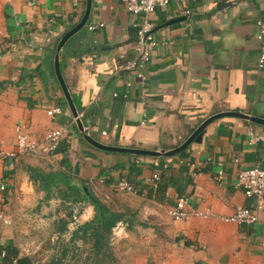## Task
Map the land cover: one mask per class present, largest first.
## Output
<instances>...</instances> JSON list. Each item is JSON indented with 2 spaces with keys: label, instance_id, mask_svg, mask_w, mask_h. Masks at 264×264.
<instances>
[{
  "label": "crops",
  "instance_id": "obj_1",
  "mask_svg": "<svg viewBox=\"0 0 264 264\" xmlns=\"http://www.w3.org/2000/svg\"><path fill=\"white\" fill-rule=\"evenodd\" d=\"M86 3L0 0V152L16 150L19 125L33 137L66 130L50 157L25 156L13 167L0 158V183L6 185L0 197L10 219L9 225L0 222V253L12 247L16 259H32L19 250L23 231L15 223H34L37 211L51 206H58L56 212L64 206L77 210L82 230L94 217L85 194L90 191L111 210L126 213L108 244L116 251L122 245L120 258L128 264H264V211L249 226L220 219L237 206L254 208L237 176L254 166L264 169V126L222 117L205 127L199 141L159 157L103 151L78 131L53 62ZM177 18L184 20L163 26ZM150 19L160 44L143 69L150 93L144 104L138 79L123 70L135 57L140 18L118 0H91L85 26L61 48V73L90 137L111 147L168 151L213 115L235 111L264 119L257 40L264 0H169ZM53 107L62 113L48 116ZM32 168L66 174L76 190L62 201L59 188L33 185ZM153 173L160 175L155 187ZM122 180L135 193L119 192ZM181 198L191 211L208 209L213 217L172 220L168 212Z\"/></svg>",
  "mask_w": 264,
  "mask_h": 264
},
{
  "label": "built area",
  "instance_id": "obj_2",
  "mask_svg": "<svg viewBox=\"0 0 264 264\" xmlns=\"http://www.w3.org/2000/svg\"><path fill=\"white\" fill-rule=\"evenodd\" d=\"M125 10L140 20L137 24L136 41L134 44L135 57L123 65L124 71H130L132 75L138 79L140 86V99L144 104L150 97L149 90L146 88V78L143 74V69L150 62L153 51L159 46V42L154 39L151 16L158 8H166L169 5V0H118ZM188 13V11H185ZM102 26V25H100ZM259 33L257 40L260 43L259 65H264V23L257 21ZM95 29V27H90ZM126 86L131 87V82H127ZM114 96H117L114 94ZM62 109L60 107H53L47 111L48 116L60 115ZM81 119V114H78ZM75 122V119H74ZM66 130L58 129L44 133L41 136L33 137L29 135L24 126H17L15 128L16 150L14 152H0L1 159H8L11 161L10 166L20 158L25 156L50 157L53 155L58 147L61 138L64 136ZM252 140L257 138L252 136ZM237 161V160H236ZM160 180L159 173H153L150 179V185L155 187ZM237 186L243 191L247 198L254 201V208H247L237 206L234 208L231 215L220 217V219L227 223H235L239 226L253 225L259 221L258 214L264 211V169L259 166H254L249 169L241 170L237 176ZM116 188L118 191L126 193H135L133 187L126 181H119ZM6 190V185L0 183V192ZM169 216L174 221L187 220L190 217L197 218H211L213 214L210 210L191 211L188 205L187 198H181L170 208ZM0 222L3 225H9L10 219L4 209L3 201L0 197ZM261 252L264 263V244L261 245ZM6 252L1 251L0 257L4 258ZM16 261L13 260L12 263Z\"/></svg>",
  "mask_w": 264,
  "mask_h": 264
},
{
  "label": "rangeland",
  "instance_id": "obj_3",
  "mask_svg": "<svg viewBox=\"0 0 264 264\" xmlns=\"http://www.w3.org/2000/svg\"><path fill=\"white\" fill-rule=\"evenodd\" d=\"M51 207L43 209L42 212L37 211L38 221L34 223H15L23 231L19 250L30 255L35 264L129 263L120 258V253L124 249L122 245L120 248L115 246L119 251L114 249V245H110L108 254L96 258L91 250L93 244L91 238L87 233L81 234L79 231L82 223L77 222V219L79 220L77 210L64 206L56 212L58 206Z\"/></svg>",
  "mask_w": 264,
  "mask_h": 264
},
{
  "label": "trees",
  "instance_id": "obj_4",
  "mask_svg": "<svg viewBox=\"0 0 264 264\" xmlns=\"http://www.w3.org/2000/svg\"><path fill=\"white\" fill-rule=\"evenodd\" d=\"M31 180L34 186L41 187H56L61 190L59 197L62 201L70 199L71 190L75 191L76 186L72 184V180L66 174L59 172L45 171L43 169H31ZM39 183V184H38ZM38 184V185H37ZM85 188L86 186H82ZM90 204L94 208V217L92 221L80 228L79 231L87 233L91 238L92 252L95 257L104 256L109 250L108 237L112 233V229L125 218L126 213L115 212L103 203L100 198L95 196L90 191L85 192ZM80 197L72 199V202H78ZM6 252L3 259L4 264H13L12 261L17 258V251L15 248L8 247L3 249ZM14 264H35L34 261L28 257L18 258Z\"/></svg>",
  "mask_w": 264,
  "mask_h": 264
},
{
  "label": "water",
  "instance_id": "obj_5",
  "mask_svg": "<svg viewBox=\"0 0 264 264\" xmlns=\"http://www.w3.org/2000/svg\"><path fill=\"white\" fill-rule=\"evenodd\" d=\"M90 9H91V0H87L86 10H85L84 16L81 19V21L77 25H75L71 30H69L65 35H63L62 38L60 39V41L56 47L53 67H54V73H55L56 79H57V81H58V83L62 89V92H63V94L67 100L68 106L72 112L74 119H75L76 127H77L78 131L82 134L85 141L87 143H89L91 146H93L97 149L103 150V151H107V152H127V153H131L134 155L154 156V157H159L162 155L173 156V155L179 153L180 151H182L183 149H185L191 142L199 141L202 137V132L205 129V127L209 123H211L212 121L219 119V118H222V117H227V116L236 117V118H240V119L249 121V122L254 123V124L264 126V119H262V118L250 116L247 114H243L240 112L233 111V112L219 113V114H216V115L209 117L208 119L203 121L179 147H176V148L168 150V151H164V150L163 151H151V150H143V149L111 147V146L103 145V144L97 142L96 140H94L83 129V124L81 122V119L78 117V111L76 110L75 105L73 104L70 92L68 90V87H67L64 79H63L61 69H60V63H59V52H60L61 48L64 46V44L66 43L67 40H69L73 35H75L79 30H81L85 26L87 19L89 17ZM183 20H184L183 18L172 19V20L166 22L163 26L167 27V26H170V25H172L178 21H183Z\"/></svg>",
  "mask_w": 264,
  "mask_h": 264
}]
</instances>
